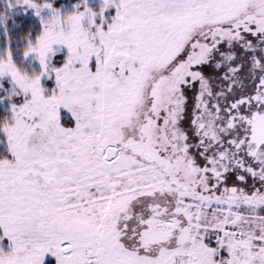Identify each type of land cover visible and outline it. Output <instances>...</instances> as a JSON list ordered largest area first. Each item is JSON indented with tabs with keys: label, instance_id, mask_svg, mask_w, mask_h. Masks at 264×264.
<instances>
[{
	"label": "snow or ice",
	"instance_id": "6c2138e0",
	"mask_svg": "<svg viewBox=\"0 0 264 264\" xmlns=\"http://www.w3.org/2000/svg\"><path fill=\"white\" fill-rule=\"evenodd\" d=\"M0 264H264V0H0Z\"/></svg>",
	"mask_w": 264,
	"mask_h": 264
},
{
	"label": "rangeland",
	"instance_id": "374dc122",
	"mask_svg": "<svg viewBox=\"0 0 264 264\" xmlns=\"http://www.w3.org/2000/svg\"><path fill=\"white\" fill-rule=\"evenodd\" d=\"M5 243H7V242H5ZM6 250H7V248H6Z\"/></svg>",
	"mask_w": 264,
	"mask_h": 264
}]
</instances>
